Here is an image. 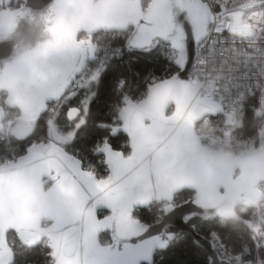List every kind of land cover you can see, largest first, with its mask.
Here are the masks:
<instances>
[{"label": "snow or ice", "instance_id": "1", "mask_svg": "<svg viewBox=\"0 0 264 264\" xmlns=\"http://www.w3.org/2000/svg\"><path fill=\"white\" fill-rule=\"evenodd\" d=\"M100 35L147 54L163 44L175 66L146 80L139 98L122 94L116 126L97 125L130 137L127 154L107 137L94 147L106 174L70 147L120 53L94 42ZM257 52L259 78L241 90L236 73L243 66L250 78ZM257 93V135L237 138ZM0 97V264L36 246L50 264H153L154 252L177 239L165 218L186 205L199 211L182 215L185 223L238 222L252 233L256 255L247 245L232 254L210 232L208 264H264V0H0ZM62 111L70 130L58 126ZM217 114L223 127L209 131ZM154 205L155 224L136 217ZM99 207L109 214L98 216ZM107 231L111 242L102 243Z\"/></svg>", "mask_w": 264, "mask_h": 264}, {"label": "trees", "instance_id": "2", "mask_svg": "<svg viewBox=\"0 0 264 264\" xmlns=\"http://www.w3.org/2000/svg\"><path fill=\"white\" fill-rule=\"evenodd\" d=\"M94 42H98L99 46L118 48L120 53L113 57L108 66L102 71L100 84L96 89L97 95L90 104L88 124L79 130L77 139L70 147L78 153L85 165L92 166L100 174H106L103 157L94 153V147L104 137H107L109 143L115 149L128 153L130 152L129 140L122 132L113 136L108 129L99 128L97 125L102 122L114 125L117 109L123 105L121 102L122 94L139 98L145 91L146 80L152 76L165 75L169 69L174 70L175 66L170 65L167 59L169 53L165 50L163 44L157 45L150 54H147L140 50H129L125 46L126 39L119 36L100 35ZM121 80L127 81L123 87V92L117 89L118 82ZM253 107L254 103L251 101L245 108L243 135L252 134L258 125V119L253 115ZM44 119H47V117ZM60 125H62L60 127H63L62 123ZM43 129L44 120H41L37 134H43ZM14 147L22 153L24 144H14ZM184 195L186 194L182 193L178 196L177 201L182 200ZM158 207L159 205H154L151 209L140 208L135 215L142 222L153 223L158 215ZM103 214H107V212H103ZM245 218H252L251 213H248ZM196 229L198 233L208 238L210 232L216 231L223 236L232 249L240 251L244 245H248L249 248H253L252 254L256 255L252 233L243 223L229 222L222 226L215 220H205L197 224ZM101 241L103 243L109 241L107 232L102 234ZM193 241L194 236L190 232H181L169 247L155 253V264H208L207 251L203 247L197 248ZM260 254L264 255V251H261ZM14 257L15 264H50V257L42 246H36L31 250H23Z\"/></svg>", "mask_w": 264, "mask_h": 264}, {"label": "water", "instance_id": "3", "mask_svg": "<svg viewBox=\"0 0 264 264\" xmlns=\"http://www.w3.org/2000/svg\"><path fill=\"white\" fill-rule=\"evenodd\" d=\"M112 126H116V124L112 125ZM119 132H122L124 133L127 137H128V140L130 139V137L128 136V134L126 132H124L123 130H120ZM119 132H117L116 134H118ZM128 145H129V142H128ZM112 146V145H111ZM113 147V146H112ZM114 148V147H113ZM115 149V148H114ZM129 149H130V146H129ZM117 150V149H115ZM118 151H121V150H118ZM96 155H99V156H102L103 157V154H96ZM105 165V164H104ZM106 166V165H105ZM141 208H144V207H141ZM199 209L195 208L194 206H191V205H186L184 208L182 209H177L176 212H174L171 216H168L165 218L164 220V223L168 224L169 225V230L173 231L174 233L177 234V236L183 232V231H188L190 232L193 236H194V240H199L200 241V244L202 245V247L207 251L208 253V257L209 256H214L216 255V253H214L213 251V248L215 247V244H212V247H210V243H212L211 239L204 236L203 234H200L197 232V224H199L200 222L202 221H205V220H202L200 219L199 217H196L194 218L193 220H191L189 223H185L183 220L180 219V217L186 213H189V212H198ZM238 211V210H237ZM103 212H107V214H103ZM109 209L105 208V207H99L97 209V214L98 216H104V215H108L109 213ZM139 219V218H138ZM247 219V218H245ZM156 222V221H155ZM155 222L153 223H147L149 225H153L155 224ZM145 223V222H144ZM161 227H153L152 228V232L153 234H155L156 232H159L161 230ZM106 233V232H104ZM104 233H101L100 234V240H101V236L102 234ZM107 233L109 234V241L106 242V243H110L111 242V232L110 231H107ZM102 242V241H101ZM103 243V242H102ZM159 250H163V249H157L154 254H153V264H155V253ZM15 258V257H14Z\"/></svg>", "mask_w": 264, "mask_h": 264}, {"label": "built area", "instance_id": "4", "mask_svg": "<svg viewBox=\"0 0 264 264\" xmlns=\"http://www.w3.org/2000/svg\"><path fill=\"white\" fill-rule=\"evenodd\" d=\"M238 2H240V0H238ZM238 47H244L243 45H237ZM100 47H104V46H100ZM108 48L109 52H111L113 49H115L114 47H108V46H105ZM118 49V48H117ZM249 51H251V49H249ZM253 64H255L256 66L254 67ZM260 57H259V53H255L254 54V60L252 62H250L248 64V68H247V72H248V77L250 78H245L243 76V73L246 71V69L241 66L240 67V70L236 73V76L237 77H240V80H239V83H240V89H245L248 84L250 85H255L256 83V80L259 78V72H260ZM253 101L254 103V107H258L259 106V93H257L256 96H252V97H249L246 102H245V108L247 106V104L249 102ZM123 106V105H122ZM213 125H212V128L215 129L216 125L217 124H220L221 127H223V124H222V121H223V116L222 115H219L217 114L216 116H214L213 118ZM258 125L257 127L255 128V131L252 133V134H249V135H243V127L242 128H239L237 129L235 132H234V136L237 137V138H240V139H247V138H250V137H255L257 135V130H258V127L260 126L261 124V121L258 119ZM243 126H244V122H243ZM198 128H203L204 125L201 123V124H198L197 125ZM241 211V208H244L243 206H240L238 207ZM245 209V208H244ZM247 210V209H246ZM214 233H217L216 231H212ZM219 238H220V241L229 249V251L232 253V254H235V253H238V251L230 248L227 243L225 242V240L223 239V237L221 235H219ZM248 246V245H247ZM249 247V246H248Z\"/></svg>", "mask_w": 264, "mask_h": 264}, {"label": "rangeland", "instance_id": "5", "mask_svg": "<svg viewBox=\"0 0 264 264\" xmlns=\"http://www.w3.org/2000/svg\"><path fill=\"white\" fill-rule=\"evenodd\" d=\"M86 90L85 89H81L79 90L81 96L83 95V93L85 92ZM77 103V100L76 99H73L72 101V104L75 105ZM64 121V122H63ZM60 123L63 124V127H60L62 125H60ZM68 121L65 119V114H64V111L61 112L60 114V117H59V120H58V126L63 130V131H67V130H70L68 127H66L68 125ZM80 157V156H79Z\"/></svg>", "mask_w": 264, "mask_h": 264}, {"label": "clouds", "instance_id": "6", "mask_svg": "<svg viewBox=\"0 0 264 264\" xmlns=\"http://www.w3.org/2000/svg\"><path fill=\"white\" fill-rule=\"evenodd\" d=\"M0 98H2V97H0ZM208 130H209V131H215V129H214V128H209ZM243 211H246V209H244V208H241V212H243Z\"/></svg>", "mask_w": 264, "mask_h": 264}, {"label": "flooded vegetation", "instance_id": "7", "mask_svg": "<svg viewBox=\"0 0 264 264\" xmlns=\"http://www.w3.org/2000/svg\"><path fill=\"white\" fill-rule=\"evenodd\" d=\"M120 133V132H119ZM118 133V134H119ZM118 134H111V135H113V136H115V135H118ZM127 154V153H126ZM237 210H238V212H240V209L239 208H237ZM248 219V218H247ZM218 233V232H217ZM219 234V233H218ZM220 235V234H219ZM223 237V236H222ZM224 239V238H223ZM226 242V241H225ZM227 243V242H226ZM228 245V244H227ZM229 246V245H228ZM230 247V246H229ZM231 248V247H230ZM239 252V251H238Z\"/></svg>", "mask_w": 264, "mask_h": 264}]
</instances>
